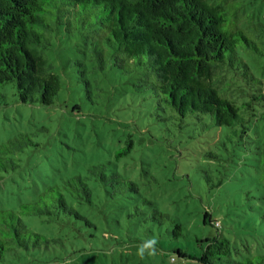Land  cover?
I'll use <instances>...</instances> for the list:
<instances>
[{"label": "trees", "instance_id": "16d2710c", "mask_svg": "<svg viewBox=\"0 0 264 264\" xmlns=\"http://www.w3.org/2000/svg\"><path fill=\"white\" fill-rule=\"evenodd\" d=\"M62 33L86 58L73 65L88 87L101 91L98 73L108 78L112 71L121 97L154 99L163 119L200 127L204 150L209 145L202 178L213 194L226 191L227 168L233 180L246 175L243 167L253 169L236 183L247 188L233 193L226 225L210 210L202 213L204 236H191L149 198L140 202L152 209L136 206L137 225L166 234L179 244L174 252L196 264H264V0H0V98L14 93L24 104H55L63 79L45 51ZM126 143L122 155L134 148L131 135ZM31 145L28 134L0 143V188ZM139 192L109 162L36 189L18 208L3 201L0 263L18 248H56L69 239L84 250L102 236L124 237ZM32 219L44 224L41 231Z\"/></svg>", "mask_w": 264, "mask_h": 264}, {"label": "rangeland", "instance_id": "374dc122", "mask_svg": "<svg viewBox=\"0 0 264 264\" xmlns=\"http://www.w3.org/2000/svg\"><path fill=\"white\" fill-rule=\"evenodd\" d=\"M45 53L63 79V89L55 104H24L14 93L0 98V143H8L22 134H28L36 143L19 155L20 168L9 173L0 188V204L8 200L9 205L18 208L21 202L36 196V189H45L76 174L85 175L93 165L112 162L139 186L140 192L129 203V212L135 216L129 219L124 237L102 236L93 243L87 241L84 250L74 247L75 243L69 239L56 248H18L0 264H196L190 258H180L174 252L179 244L171 243L166 234L154 235L148 232L147 225H137L140 212L136 206L144 210L153 208L143 206L140 199L153 200L154 207L180 218L191 236L201 237L205 234L200 225L202 213L210 210L226 225L233 193L247 188L237 184L251 178L253 169L243 167L246 175L239 171L241 178L233 180L235 172L227 168L223 184L226 191L213 194L202 178V167L207 164L204 152L209 145L204 150L205 135L198 125L179 122L173 125L160 117L164 113L156 110L154 99L121 97L124 87L112 71L107 72L108 78L98 73L101 91L93 89L94 84L88 87L78 71L81 67L73 65L75 60L86 58L78 42L65 33L56 37ZM130 135L134 148L122 155L121 149L127 146ZM249 180L247 184L252 185ZM104 202L109 211L107 200ZM33 222L40 231L44 227L40 220L32 219ZM109 228V232L116 234V228ZM223 231L226 234L228 228ZM212 232L217 231L212 228ZM153 237L158 240L159 254L139 258L136 245ZM190 247V253H198L197 247Z\"/></svg>", "mask_w": 264, "mask_h": 264}, {"label": "clouds", "instance_id": "9594fccd", "mask_svg": "<svg viewBox=\"0 0 264 264\" xmlns=\"http://www.w3.org/2000/svg\"><path fill=\"white\" fill-rule=\"evenodd\" d=\"M158 240L156 238L146 239L136 245V255L144 259L145 257H155L159 254L157 248Z\"/></svg>", "mask_w": 264, "mask_h": 264}]
</instances>
